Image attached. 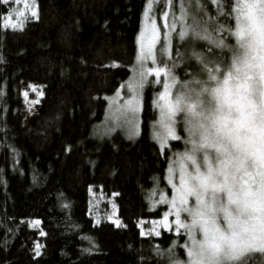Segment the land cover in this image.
I'll return each mask as SVG.
<instances>
[{
	"label": "trees",
	"instance_id": "16d2710c",
	"mask_svg": "<svg viewBox=\"0 0 264 264\" xmlns=\"http://www.w3.org/2000/svg\"><path fill=\"white\" fill-rule=\"evenodd\" d=\"M150 1L36 0L38 19L14 31L4 27L10 3L0 0V264H171L172 257L185 258L186 237L167 230L144 234L140 225L163 216L167 206L152 194H171V160L190 147L183 120L176 123L180 141L161 148L154 138L162 81L145 85L137 135L100 131L111 97L131 78ZM220 3L225 14L232 5L227 19L212 0H197L195 12L191 0L171 4L179 15L186 7L189 28L195 16L213 38L223 36L232 46L234 38L216 29L234 26L236 0ZM179 32L170 56L159 54L158 61L174 63L179 85L204 84L230 53L191 33L180 39ZM31 83L44 92L33 115L23 97ZM31 220L40 221L39 228L26 223ZM247 264H264V253H250Z\"/></svg>",
	"mask_w": 264,
	"mask_h": 264
},
{
	"label": "snow or ice",
	"instance_id": "6c2138e0",
	"mask_svg": "<svg viewBox=\"0 0 264 264\" xmlns=\"http://www.w3.org/2000/svg\"><path fill=\"white\" fill-rule=\"evenodd\" d=\"M212 2L225 19L233 12L232 5H228L225 14L220 0ZM2 3L23 4L3 17L6 28L22 30L30 18L38 19L36 0H2ZM168 3L171 7L172 0ZM191 4V11L195 12L197 0H191ZM151 11L149 4L145 28L139 35V78L126 85L132 95L120 108L123 124L130 125L134 133L137 131L136 120L142 109L141 93L147 77H155L154 83L159 84V78L167 76L170 82L163 83V91L157 98L161 131L156 139L161 148L168 146L169 139L180 141L176 118L183 114L188 136L185 144L190 147L179 154L169 169V183L175 196L170 199L162 196L160 203L170 205V210H166L162 219L152 222L153 228L147 234L159 236L162 228L187 238L185 258L172 257L171 264H247L250 253H264V0H236L234 26L216 29L234 38L232 46L224 43L223 36L213 38L195 16L189 28L186 7L179 21L174 12L171 18L164 12L163 27L169 31L178 23L184 27L178 33L180 39L191 33L216 48H227L230 53L227 61L220 60L223 67L213 69L199 92L177 93L174 97L171 89L176 83L172 73L175 65H157L161 32ZM166 51L167 47L162 46L160 56ZM149 61L157 66L147 67ZM32 91L43 95L35 86ZM24 96L27 98L28 93ZM39 223L34 221L32 226ZM113 223L124 226L118 219H113ZM40 235L45 233L41 231ZM41 247L36 244V255H40Z\"/></svg>",
	"mask_w": 264,
	"mask_h": 264
},
{
	"label": "rangeland",
	"instance_id": "374dc122",
	"mask_svg": "<svg viewBox=\"0 0 264 264\" xmlns=\"http://www.w3.org/2000/svg\"><path fill=\"white\" fill-rule=\"evenodd\" d=\"M29 2H30V0H29ZM149 4H152V11H151L150 15L155 19V22L157 23V25L160 26L161 41H160V44L157 45V65H160V63L158 61L159 49L162 46H166L167 47V51L165 53V56H167V57L170 56L169 53H170V51L172 49L173 35L175 34V32H179V27L181 28V30H184V27L182 25H180L179 23L176 25V27H175V29L173 31H169L167 28L163 27V24H164L163 14H164V12H168L170 18H171V14L173 12L175 13V10L173 9V4H171V7H170L169 3H168V0H164V3H163V0H151L148 3V5H147V7L145 9L143 23H142V27H141L140 33L143 32L144 28H145L146 15L149 14ZM177 5H179V1H177ZM10 6H11L10 12H12V10L16 9L17 7L22 8L23 4L21 3V5H16V4L10 3ZM159 10H160V12H159ZM182 11H184V9H182L181 12ZM28 15L30 16V13H28ZM175 16H176V19L179 21L181 13L179 15V11H178L177 14L175 13ZM13 19L15 20V17H13ZM140 33H139V35H140ZM166 40H170V43H166ZM138 48H139V37H138ZM138 56H139V49H138ZM138 56H137V61L135 63V66L133 67V70H132L131 78L125 84V86L123 87V90H118V92L115 95H113L111 97V99H110L108 110H107V114H106V120L104 121L103 125H101V127H100V131L101 132H109V130L110 131H115V130H119L120 129V130H123L126 134H128V136H135V135H137L139 133V129H140V113H141L142 109L138 113V116H137V120H136V129H137V131L135 133L131 130V126L130 125L123 124V117H122V114L120 112L121 106L132 95L126 85L130 81H132L134 78H136V79L139 78L138 77V73H139L140 69H139V66H138ZM157 65H153L149 61L146 66L147 67H156ZM160 66H164V65H160ZM173 75H174L175 81H176L175 85L171 89L173 97L177 93H185V92L196 93V92H199L201 87L203 86V84H199V83H197V81H194L193 82L194 84H192L191 86H189L188 84H184V86L183 85H179V80L177 79V77H176V75L174 73H173ZM152 78L154 80L156 79L153 76H148L147 77V82L145 83V85L148 83V81L150 79L152 80ZM159 79L162 81L161 91H160V93H161L163 91V83L164 82H170V81H169L167 76H161ZM145 85H144V87L142 89V93H141L142 105H143V94H144V91H145ZM33 86H35L38 91H42L43 95L42 96H38L36 92H33L32 91V87ZM125 90L127 91L126 93L124 92ZM25 92L28 93L27 98H25V96H24ZM23 97H24V101H25L24 102V108H25L26 112L29 115H33V114L37 113L38 110L40 109L41 102H42V99L44 97L43 86H41L39 84H36V83H31V84H28V85L24 86L23 87ZM37 99L39 100V103H35V104L30 103L31 101H34V100H37ZM113 100H115L116 102L113 103ZM156 104H157V99H156ZM180 115H181V117L179 118V120L176 118V123L179 122L180 120L184 119L183 114H180ZM159 118H160V112H159ZM159 121L156 122V124L154 125L153 135H154L155 140L160 145V141L156 139L157 132L161 131ZM122 124H123V126H122ZM176 131H177V129H176ZM169 141H170V139L168 141H166V143L168 144ZM184 151H182V152H184ZM182 152H180V153H182ZM180 153H177V155L174 156L175 158H173L171 160L169 169L174 166V161H177L179 159V154ZM169 169H168V181H169ZM175 169H176L175 175H176V178L178 180V175H179V165L178 164L175 165ZM170 186H171V184H170ZM162 196H166V197H168L170 199L171 197L175 196V190L171 187V194L170 195L167 194L164 191L159 192V193H154V194H152V199L154 200V198H155V202L156 203H160V198ZM165 205L167 207L164 210V214H165L166 210H170V205H167V204H165ZM113 215H115V213ZM160 219H162V217L157 219V220H153V221H150L147 224H145V225L149 224V227H144L143 223H141L140 225H141V228H142V232L144 234H147L148 232H150L152 230V228H153L152 222L159 221ZM34 221H37V220L27 221L26 223L30 227H33L32 226V222H34ZM39 226H40V223H39V225L37 227H34V228H39ZM162 230H165V229H162V228L159 229L160 232ZM186 243H187V238H186Z\"/></svg>",
	"mask_w": 264,
	"mask_h": 264
}]
</instances>
